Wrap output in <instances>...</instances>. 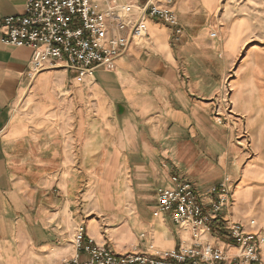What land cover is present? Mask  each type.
<instances>
[{
    "label": "crops",
    "instance_id": "crops-1",
    "mask_svg": "<svg viewBox=\"0 0 264 264\" xmlns=\"http://www.w3.org/2000/svg\"><path fill=\"white\" fill-rule=\"evenodd\" d=\"M25 4L0 0V229L8 233L0 239V264H11V258L43 264L33 259L39 254L35 242L70 239L83 223L76 208L84 184L90 186L87 199L105 176L119 192L118 207L132 210L116 240L119 251L127 253L125 244L137 246L141 238L147 241L142 252L176 249L181 233L172 219L144 221L141 210L158 199L159 189L173 186L171 177L179 173L166 161L181 162L196 187L221 183L206 186L204 176L212 167L228 172L227 153L214 158L211 146L222 139L212 113L228 106L231 73V102L250 129H259L254 139L259 151L264 147V91L255 89L258 60L264 65V0H176L180 35L178 28L150 19L145 47L130 46L114 71L97 70L92 80L64 68L30 77L32 50L3 43L4 20L23 14ZM212 159H220L218 167ZM185 161L192 164L183 166ZM205 162L208 167L201 166ZM256 175L264 176V164L248 169L237 187L241 208L255 193L264 195ZM28 208L43 210L33 216ZM253 212L247 211L246 222ZM96 225L93 237L86 232L102 244ZM135 227L140 235L132 233ZM21 241L25 248L17 247Z\"/></svg>",
    "mask_w": 264,
    "mask_h": 264
},
{
    "label": "built area",
    "instance_id": "built-area-1",
    "mask_svg": "<svg viewBox=\"0 0 264 264\" xmlns=\"http://www.w3.org/2000/svg\"><path fill=\"white\" fill-rule=\"evenodd\" d=\"M175 1L136 5L121 0H26L23 14L4 20L3 43L32 50L33 79L64 68L79 80H92L97 70L114 71L130 46L145 47L150 19L178 28ZM171 183V188L159 189L153 215L169 216L189 240L165 253H117L106 243H96L81 225L72 239L75 256L60 264H264V232L252 231L257 224L247 230L230 218L235 199L229 178L206 191L179 174ZM209 237L220 244H211ZM228 247L236 253L230 255Z\"/></svg>",
    "mask_w": 264,
    "mask_h": 264
},
{
    "label": "rangeland",
    "instance_id": "rangeland-1",
    "mask_svg": "<svg viewBox=\"0 0 264 264\" xmlns=\"http://www.w3.org/2000/svg\"><path fill=\"white\" fill-rule=\"evenodd\" d=\"M261 16H262L261 18H263V23H264V15L261 14ZM262 61L263 60H258V62H260V64H258L260 68V72L258 73V77H259L257 83L258 85L255 87V89L264 91V65L261 64ZM231 74L233 75V73ZM232 75L229 77L226 86L228 106L226 108L224 107V109L221 108L213 109V113H212L215 126L218 129H221L223 134L222 139H220L216 143L214 142L215 144L211 146L212 155L214 156V158H217V156L223 155V153H227L228 172H225L224 170L221 169L216 170L212 167V169L207 170L206 175L204 176V181H206L204 185L214 186L217 185L219 182H222L224 178H229L233 183L234 199H235L233 208L230 211V218L234 222L241 223L247 230L251 229V225H250L251 222H256L257 228H255L252 231L264 232V195L260 197L259 193H255L252 202L247 204L246 206L247 208L244 207L241 208V205L238 204L239 202L238 199L235 197V191L237 187L242 184L243 178L247 170L251 169L253 171H256L257 169H259L260 164L262 165L264 164V147H262V152L258 150L259 145L255 141L254 135L259 131V129L256 130L250 129L247 126V122L245 121V118H243L240 114L237 113L234 105L231 102V97L234 94V87L231 85L233 81ZM217 111L219 112L218 115H217ZM215 153L217 154L216 157L214 155ZM210 162L212 165H216V167H218L217 165L218 162H220V159L218 160L212 159ZM186 163L190 165L192 164L191 161L189 162L185 161L183 166H185ZM165 164L166 166H168L170 170H172L173 166H175L174 171L175 168H177L176 171L177 173L183 176L184 175L187 176L192 183L198 185L196 178L194 177L192 178L190 177V175L187 174L188 169L182 167L181 162L166 161ZM190 165H189L190 167L189 170L192 169ZM203 165L205 167H208L207 162L203 163L201 166ZM199 172H197V174ZM256 178L262 181V183H260V185L257 186L263 188L264 176L256 175ZM107 181H108L107 176L100 177V183L99 184L95 183L94 193L92 194V196H90L87 199L86 197L90 193L88 190L90 188L88 187L90 186L86 185V183L84 184L83 197L84 196L85 197L80 200V204L78 208H76L77 210L76 213H78V215L82 217L83 223L81 225H84L85 228H87V232L89 236L93 237V232H97L98 229L96 224H98L100 226L101 235L104 239V243L102 244L106 243L115 252L122 253L117 248L118 243L116 242V240L119 235L125 234L124 232L125 228L128 226L125 223V221L128 219L126 215L132 214L131 213L132 210L129 207L128 208L118 207L117 198L119 192H117L114 183L109 185ZM197 188H199V186H197ZM199 190L206 191L201 188H199ZM247 191L245 190L237 191V195L238 196H240V194L244 195ZM157 205H158V199H156V201L154 200L151 202H147L144 209L141 210V219L144 221H150L152 220V218H156L154 217L153 212H154V207ZM251 208L252 210L254 209V212L251 215V217H247L248 220L246 222L244 220V217L245 215H247V211H250ZM41 210L43 209H39V208L27 209L28 213L32 214L33 216H38ZM45 211L49 214L52 213L53 211H56V209H46ZM112 216H116L118 218L116 222L113 221V219L111 218ZM165 217L167 218V221H169V216H165ZM171 226L175 228L174 225ZM140 232H141L140 229L135 227L134 232L132 233L136 235L137 234L140 235L141 234ZM74 233L70 239L69 238L64 239L60 237V239H54L49 241H40V242L36 241L35 248L39 254L33 257V259H35L36 262L40 260V262H42L43 264L51 263L54 262V260H58V259H59L58 263H61L63 260H71L75 256V250L71 240L73 239ZM7 234L8 233L6 230H4L3 228L0 229V239H3V237H7ZM33 235L35 234L33 233ZM127 238L128 237L123 239L124 243L127 242ZM189 239L190 238H188L187 236L181 233V237L178 241L179 242L178 246H180L183 240H189ZM140 240L142 242L139 241L137 246L131 245L130 242L129 244L128 243L125 244L126 247L128 246V248L131 249L128 252H131L133 250H138L142 252L146 250L147 241H145V239L143 238H141ZM217 243L220 244L219 242ZM45 245H50L51 247L47 249L44 247ZM17 247L25 248L24 242L21 241L19 245H17ZM228 253L230 255H233L236 253V249L228 247ZM1 255L4 256L3 251ZM15 259L16 258H11L13 264H16L14 261ZM18 259L19 261L21 260L19 257ZM17 260L16 262H18Z\"/></svg>",
    "mask_w": 264,
    "mask_h": 264
},
{
    "label": "bare ground",
    "instance_id": "bare-ground-1",
    "mask_svg": "<svg viewBox=\"0 0 264 264\" xmlns=\"http://www.w3.org/2000/svg\"><path fill=\"white\" fill-rule=\"evenodd\" d=\"M252 224H256V222H253V223L251 222V226H252Z\"/></svg>",
    "mask_w": 264,
    "mask_h": 264
}]
</instances>
